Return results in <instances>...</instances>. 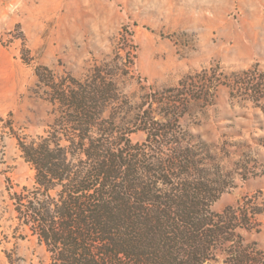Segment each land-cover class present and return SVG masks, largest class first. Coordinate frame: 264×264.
I'll list each match as a JSON object with an SVG mask.
<instances>
[{"label": "rangeland", "instance_id": "374dc122", "mask_svg": "<svg viewBox=\"0 0 264 264\" xmlns=\"http://www.w3.org/2000/svg\"><path fill=\"white\" fill-rule=\"evenodd\" d=\"M38 67L55 82H86L99 68L117 90L104 116L119 121L178 88L188 101L182 130L211 148L232 182L214 211L264 201V92L254 102L250 86L228 83L247 71L264 77V0H0V264L50 263L11 200L34 184L17 140L45 136L57 115ZM257 219L260 230L245 237L264 249V214Z\"/></svg>", "mask_w": 264, "mask_h": 264}, {"label": "trees", "instance_id": "16d2710c", "mask_svg": "<svg viewBox=\"0 0 264 264\" xmlns=\"http://www.w3.org/2000/svg\"><path fill=\"white\" fill-rule=\"evenodd\" d=\"M95 73L86 82H55L38 67L57 115L45 136L17 140L35 174L33 187L11 200L49 264H264V249L245 237L260 230L264 201L245 197L214 211L232 182L211 148L182 130L188 101L180 90L152 95L150 108L119 121L104 116L116 87ZM228 81L232 90L250 86L254 102L264 92L255 71ZM136 131L143 142H132Z\"/></svg>", "mask_w": 264, "mask_h": 264}]
</instances>
